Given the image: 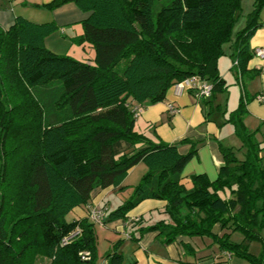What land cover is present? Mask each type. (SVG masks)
<instances>
[{
  "label": "trees",
  "instance_id": "trees-1",
  "mask_svg": "<svg viewBox=\"0 0 264 264\" xmlns=\"http://www.w3.org/2000/svg\"><path fill=\"white\" fill-rule=\"evenodd\" d=\"M68 2L90 13L79 41L94 47L93 61L48 49L46 38L59 28L54 22L19 16L8 29L0 25V264H36L39 256L50 264H98L96 223L66 216L95 189L121 187L140 162L147 172L117 208H99L103 222L128 220L145 199L164 200L169 220L141 226L140 237L159 231L172 243L211 236L246 264H264V141L260 127L245 123L248 102L257 96L248 95L244 78L264 0L254 1L232 44L242 94L224 123L234 124L242 144L222 148L216 180L195 174L192 187L183 169L195 142L182 154L177 144L151 139L136 130L133 107L163 101L172 85L189 77L213 85L209 99L228 94L219 59L242 0H54L47 7ZM222 109L225 115L226 104ZM217 224L221 235L213 231ZM123 241L106 252L108 264L124 263ZM254 241L262 245L259 254L250 250Z\"/></svg>",
  "mask_w": 264,
  "mask_h": 264
},
{
  "label": "crops",
  "instance_id": "crops-1",
  "mask_svg": "<svg viewBox=\"0 0 264 264\" xmlns=\"http://www.w3.org/2000/svg\"><path fill=\"white\" fill-rule=\"evenodd\" d=\"M53 1L0 0V25L8 29L19 16L36 23L54 22L59 28L46 38V46L59 54L63 52L57 51H67L68 55L76 59L93 61L96 56L94 47L88 42L79 41L84 33L83 21L90 13L81 10L73 2L49 9L47 5ZM262 21L263 25L250 40L254 56L248 61V72L244 75L248 95L257 96L249 100L247 105L246 125L250 129H253L252 122H264V57L256 54L257 48L264 49V15ZM232 53L233 46L225 49L219 59L222 77L229 87L235 86L231 89L228 87V94L217 93L211 99L200 98L195 90L177 93L172 85L163 101L140 104L136 116L137 131L155 141L177 144L182 154L190 151L191 141L195 142L196 152L183 169L184 181L188 187L193 186L191 177L195 174H205L211 181L216 180L225 162L222 148L228 147L223 140L228 127L223 126L226 115L223 114L222 107H225L226 101L230 103L233 97L236 99L238 94L240 97L242 94V85L237 75L239 68L234 66ZM256 71L259 72L253 76L251 73ZM260 97L263 100H259ZM171 106L176 109L175 112L171 111ZM147 170V165L140 162L129 171L121 187L95 189L87 204L72 211L74 219L89 217L91 208H105L108 212L117 208L132 195ZM165 205L164 200L145 199L130 211L128 220L107 219L104 220V226H96L98 264H108L105 254L119 239H124L120 248L124 255L123 264H246L242 258L223 251L211 236H180L172 243H165L159 231H148L140 237L141 226L151 225L162 219L169 220L168 214L164 212ZM135 218H140L142 223L134 222ZM213 231L221 235L222 226L215 225ZM132 235L139 237V240L132 239ZM262 235L264 236V230ZM242 238L238 233L233 235L236 241H241ZM252 244L253 242L250 244L251 252L259 254L261 243Z\"/></svg>",
  "mask_w": 264,
  "mask_h": 264
},
{
  "label": "rangeland",
  "instance_id": "rangeland-1",
  "mask_svg": "<svg viewBox=\"0 0 264 264\" xmlns=\"http://www.w3.org/2000/svg\"><path fill=\"white\" fill-rule=\"evenodd\" d=\"M254 1L255 0H242V10L240 12L239 18L236 20V22L234 24L233 33H232V39L224 43V45H223V49L224 50L227 49V48L230 49L232 47V44L234 43V41L238 37V32L245 26L246 16H247V14L250 11L253 10ZM261 15H264V8L262 10V14ZM47 48L49 49V47H47ZM57 50H64V49H57ZM57 52H63V54H67V51H57ZM234 80H235V78H234ZM56 85H59V84L55 83L54 86H56ZM234 87L235 86L230 85L229 89L234 88ZM241 88H242V86H241ZM240 98L241 97L238 94L236 96V99H234V97H233V99H231L230 103H229V101L225 102L226 103V107H227V112L225 114L226 115L225 118L230 117L231 112L233 110H235L239 106ZM245 123H246V119H245ZM252 124H253V127H252L253 129L252 130L257 129V128L260 127V130H259L257 135H258V137H260L264 141V122H258L256 124L252 122ZM223 126L228 127V128L225 129V134H224V137H223V140H224L225 144L227 146L234 147V149L239 148L242 143H241L239 137L237 136V134L235 133L234 124L231 123V122H226V123H224ZM227 131H230V132H227ZM227 133H228V135H227ZM263 145H264V142H263ZM239 156L242 157L243 154L239 153ZM74 216L75 215L73 214V212H70L66 216V218H67V220L72 221L74 219ZM96 226L102 227V226H104V222H96ZM256 243H260V242L259 241H254L252 245H255ZM36 264H50V260L48 258L39 256L37 258V260H36Z\"/></svg>",
  "mask_w": 264,
  "mask_h": 264
},
{
  "label": "built area",
  "instance_id": "built-area-1",
  "mask_svg": "<svg viewBox=\"0 0 264 264\" xmlns=\"http://www.w3.org/2000/svg\"><path fill=\"white\" fill-rule=\"evenodd\" d=\"M256 54H258L260 57H264V49L257 48ZM235 65H237V61L235 62ZM176 92L181 93L184 90H195L197 93V96L200 98H208L212 95L213 85L210 82L202 81L200 82L197 77H189L182 81L176 82L174 84ZM259 100H263V97H260ZM133 110L137 112L140 110V105L137 104L133 107ZM171 111L175 112L176 109L171 106ZM105 211L98 208H91L89 210V218L93 222H103ZM136 219V218H135ZM88 255V253H86Z\"/></svg>",
  "mask_w": 264,
  "mask_h": 264
}]
</instances>
